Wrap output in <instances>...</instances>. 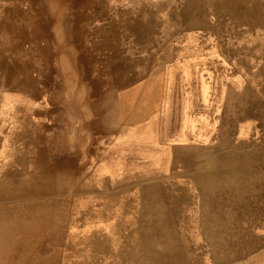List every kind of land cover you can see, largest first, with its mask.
I'll return each mask as SVG.
<instances>
[{
	"label": "rangeland",
	"instance_id": "rangeland-1",
	"mask_svg": "<svg viewBox=\"0 0 264 264\" xmlns=\"http://www.w3.org/2000/svg\"><path fill=\"white\" fill-rule=\"evenodd\" d=\"M1 1L0 74L44 98L50 161L79 156L58 148L73 138L63 97L82 98L98 197L60 199L63 263L153 264L120 261L131 225L159 217L161 242L168 230L199 264H264V0H52L57 16L48 0Z\"/></svg>",
	"mask_w": 264,
	"mask_h": 264
},
{
	"label": "crops",
	"instance_id": "crops-1",
	"mask_svg": "<svg viewBox=\"0 0 264 264\" xmlns=\"http://www.w3.org/2000/svg\"><path fill=\"white\" fill-rule=\"evenodd\" d=\"M1 4L0 0V6ZM4 6L6 9V5ZM1 17L0 15V20ZM4 17L5 22H8V17ZM2 53L0 50V56ZM14 81L11 83L0 74V217L3 215V221L0 222V261L2 264H6L7 260H12L14 264H20L22 260H26L28 264L33 261H37L36 264H64L65 258L68 260L71 256L64 253V236L61 234V241L54 239L53 228L64 229V225H54L52 217L55 209L58 211L62 207V198H71L76 202V199L80 200L85 195L90 199L98 196L96 190H91L82 178L80 156L64 158V167L59 168L57 161H50L46 150L44 153V141L41 142L44 138V123L46 124L44 98L34 97L30 80L15 78ZM76 124L77 127L80 125H74ZM39 184H44V220L37 227L34 223L39 215L33 212L39 208L32 212L28 202L33 195L32 186L37 187ZM9 191L18 192L19 198L9 199ZM3 193L6 195L3 196ZM15 193L13 195L17 194ZM40 209L43 212V208ZM33 229L38 231L37 236L44 230L40 242L34 243L33 236L31 237ZM50 230L53 232H49ZM72 233L79 234L74 231ZM37 245L40 250L38 254H34L32 251ZM55 247L57 249L54 252ZM59 248L60 252L56 253Z\"/></svg>",
	"mask_w": 264,
	"mask_h": 264
},
{
	"label": "bare ground",
	"instance_id": "bare-ground-1",
	"mask_svg": "<svg viewBox=\"0 0 264 264\" xmlns=\"http://www.w3.org/2000/svg\"><path fill=\"white\" fill-rule=\"evenodd\" d=\"M48 1H49L50 5L52 7L51 9H52L53 15H56L57 16L58 14H60V13H58V9H57L58 7H57V5L52 0H48ZM54 31H56V30H54ZM56 34L58 35V31H56ZM57 62H58L59 68H60L59 69L60 73H62L63 76L70 75L71 70H69L70 64H69L68 58L65 57V56H60L59 59L57 60ZM60 98H62V97H60ZM64 98L67 99L65 101V103L67 105L68 111L70 110L69 112H71L68 115V121H69L68 127H71L73 129L72 130V135L73 136L71 135L73 138H72V141H71V139H69V137L66 135V138H64L65 140L62 141V143L59 145L60 148H58V149L59 150H62V149L63 150L64 149H73L74 151L76 150V152L79 154V156H81V149L82 148H85L84 146H85V143H86V139H85L86 133H85V130H83V125H84V122H85V115H84V112L85 111L82 112L81 107H80V105H81L80 100L82 98L76 96L75 95V92L70 91V90H67V93L65 94V96L63 97V99ZM70 107H71V109H70ZM57 112H58L57 116L59 118H61V116H64V114H65L64 111H57ZM75 123H79L80 125L77 127V124L74 125ZM41 142H43V141H41ZM46 149H47V147L44 146V153H45V150ZM63 159H64V157H60L58 159L57 158L54 159V161H57L59 168H63L64 167ZM113 164H116V163H113ZM118 164H119V162H118ZM48 180H49V178H48ZM1 187H3V186H1ZM73 187H74V184H73ZM32 191H33L32 192L33 195L31 196V199L28 202V205L32 207L31 208V209H33L32 212L34 210H37V208H39V210L34 211L33 213L34 214L38 213V215H39L38 218H37L38 220L34 224L37 225V227H40L42 225L43 220H44V215H43V213H44V204L43 203L44 202L42 201V197L44 195V184H39V185H37V187H33L32 186ZM81 191H83V189ZM9 192H11V193H9V196H10L9 199H18L19 198V193L18 192H16L18 195L15 192L14 193L16 195H13L14 194L13 191H9ZM19 192H20V190H19ZM4 195H6V194L3 193V196ZM1 201H2V198H1ZM11 208H12V206H11ZM40 208H43V212H41L42 210ZM40 213H42V214L40 215ZM1 217H0V222L3 221V215H1ZM167 223H168L167 221H165V220L164 221H161L160 218L158 217L154 222H152V223L151 222H148V226L145 224L143 226L142 230H141V228L139 229L137 226H135V223H133L131 225V227L133 229L132 230V235H131V236H133L132 238H133V242H134L133 249L131 250V252H129V255L125 259H122L120 262L121 263L122 262H127L128 263V262H130L132 260L133 257L141 254V256H142L141 259L143 261L147 260L148 262H151L153 264H199L194 259V256L189 252V250L187 249V247L182 246V248H181L182 250L181 251L179 249L180 248L179 246H177V248L173 246V249H170V241L173 238L172 237L173 234L169 233L168 230L165 231V237H166V239L169 240L168 244L167 243L165 244L164 242H161V240H163L162 235H163L164 232H163V230L160 231V229H162V228L154 227V226H158V224L159 225H163V224H167ZM151 227H154V230L153 229H150ZM36 232H38V231H36V230L33 229L32 230V234H31V237L33 236L35 238V235L37 236V233ZM1 236L2 235H0V238H1ZM92 236H94L93 235V232H92ZM37 237L40 238L41 235H39ZM71 238H73V237L71 236ZM3 240H6V239H3ZM38 242H40V241H38ZM97 247H98V245L96 244L95 245L96 250H98ZM95 248L93 250L94 251V254L96 253L95 252ZM57 252L58 251H56V253ZM36 262L33 261L31 264H36ZM14 263L15 262H13L12 260H7V263L6 264H14ZM21 263L28 264V262H26V260H22ZM0 264H2L1 261H0ZM38 264H44V263L39 262Z\"/></svg>",
	"mask_w": 264,
	"mask_h": 264
}]
</instances>
